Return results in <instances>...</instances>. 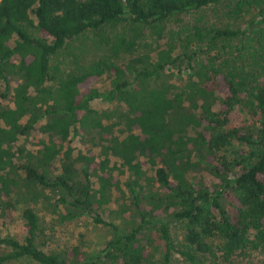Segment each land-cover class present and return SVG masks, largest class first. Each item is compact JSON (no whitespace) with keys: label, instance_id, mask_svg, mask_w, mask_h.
<instances>
[{"label":"trees","instance_id":"obj_1","mask_svg":"<svg viewBox=\"0 0 264 264\" xmlns=\"http://www.w3.org/2000/svg\"><path fill=\"white\" fill-rule=\"evenodd\" d=\"M15 205L0 264L264 253V0H0V218ZM40 209L113 234L46 251Z\"/></svg>","mask_w":264,"mask_h":264},{"label":"rangeland","instance_id":"obj_2","mask_svg":"<svg viewBox=\"0 0 264 264\" xmlns=\"http://www.w3.org/2000/svg\"><path fill=\"white\" fill-rule=\"evenodd\" d=\"M102 86V83L99 84ZM92 105L97 109L102 108H112L114 104L104 101L102 99H96L92 102ZM247 119L245 113L240 110H235L231 114V123L234 125H239ZM28 148H32L29 141H25V137L20 138L17 145L25 143ZM72 146L76 151L83 149V144L80 142L79 138L72 139ZM114 162H120L115 157H112ZM148 167V165H145ZM115 205L112 204L108 208L103 217L106 221H113L115 223L123 224L124 228L129 226L128 219L117 218L111 214V209ZM22 208L19 205H15L11 209L12 218H0V230L3 234L16 235L18 237H23V220L21 217ZM40 216L42 222V230L38 236V243L40 246L46 250H62L65 248L72 247L73 245H80L83 249H99L104 246L105 241L110 238L113 234L112 228L106 224H96L91 218H83L75 221L61 223L55 215L45 212V210L40 209ZM177 231L176 226H172V233L175 235ZM175 237V236H174ZM155 244L159 245V251H153L152 259L154 263L162 256L164 253V246H162L161 240H155ZM152 250V249H151ZM175 263H182L181 256L176 254L173 259ZM8 264H39L29 258H22L10 262ZM232 264H264V253L260 251H246L244 254H239L234 258Z\"/></svg>","mask_w":264,"mask_h":264}]
</instances>
